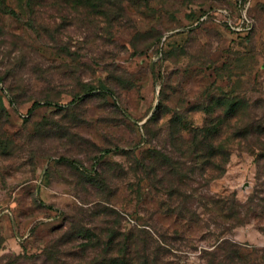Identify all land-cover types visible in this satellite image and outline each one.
I'll return each mask as SVG.
<instances>
[{
    "label": "rangeland",
    "instance_id": "1",
    "mask_svg": "<svg viewBox=\"0 0 264 264\" xmlns=\"http://www.w3.org/2000/svg\"><path fill=\"white\" fill-rule=\"evenodd\" d=\"M126 242L264 264V0H0V264Z\"/></svg>",
    "mask_w": 264,
    "mask_h": 264
},
{
    "label": "trees",
    "instance_id": "2",
    "mask_svg": "<svg viewBox=\"0 0 264 264\" xmlns=\"http://www.w3.org/2000/svg\"><path fill=\"white\" fill-rule=\"evenodd\" d=\"M246 3V1H245ZM53 105L50 102H44V103H40V102H35L32 106V108L30 109L29 113H32L33 111L42 108V107H52ZM123 248L120 250L119 254L117 257L111 258L108 262V264H159L158 263V258H150V256H148L146 254V252L148 251L147 246H143V252L142 255L140 256V252L136 251V252H132L130 250V244L129 243H124ZM138 254V256L140 257L139 260H136L135 257H133V254ZM227 258L230 260L231 259V253L227 255ZM208 264H216L215 263V259L214 260H210L208 262Z\"/></svg>",
    "mask_w": 264,
    "mask_h": 264
},
{
    "label": "built area",
    "instance_id": "3",
    "mask_svg": "<svg viewBox=\"0 0 264 264\" xmlns=\"http://www.w3.org/2000/svg\"><path fill=\"white\" fill-rule=\"evenodd\" d=\"M245 5V4H244ZM244 19H245V21H247V18L246 17H244Z\"/></svg>",
    "mask_w": 264,
    "mask_h": 264
}]
</instances>
